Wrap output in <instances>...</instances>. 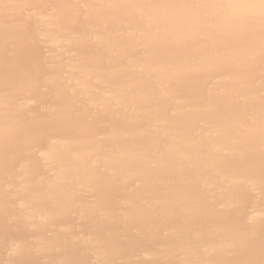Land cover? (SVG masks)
Returning <instances> with one entry per match:
<instances>
[{"label": "bare ground", "instance_id": "1", "mask_svg": "<svg viewBox=\"0 0 264 264\" xmlns=\"http://www.w3.org/2000/svg\"><path fill=\"white\" fill-rule=\"evenodd\" d=\"M260 3H0V264H264Z\"/></svg>", "mask_w": 264, "mask_h": 264}, {"label": "snow or ice", "instance_id": "2", "mask_svg": "<svg viewBox=\"0 0 264 264\" xmlns=\"http://www.w3.org/2000/svg\"><path fill=\"white\" fill-rule=\"evenodd\" d=\"M0 3H3V0H0ZM4 7H8V5H4ZM195 7H223L222 5H195ZM233 7V6H229ZM259 16H260V27H261V34H262V51H264V0H261L259 4ZM231 19V18H230ZM240 23L249 22L245 17H238L235 18Z\"/></svg>", "mask_w": 264, "mask_h": 264}, {"label": "clouds", "instance_id": "3", "mask_svg": "<svg viewBox=\"0 0 264 264\" xmlns=\"http://www.w3.org/2000/svg\"><path fill=\"white\" fill-rule=\"evenodd\" d=\"M236 7H240V8H254V7H257V6H255V5H240V6H236Z\"/></svg>", "mask_w": 264, "mask_h": 264}, {"label": "rangeland", "instance_id": "4", "mask_svg": "<svg viewBox=\"0 0 264 264\" xmlns=\"http://www.w3.org/2000/svg\"><path fill=\"white\" fill-rule=\"evenodd\" d=\"M17 233V231H15ZM16 233L14 235H16Z\"/></svg>", "mask_w": 264, "mask_h": 264}]
</instances>
